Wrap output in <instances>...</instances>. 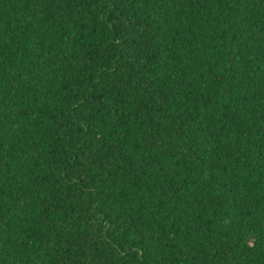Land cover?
Here are the masks:
<instances>
[{
	"label": "trees",
	"instance_id": "1",
	"mask_svg": "<svg viewBox=\"0 0 264 264\" xmlns=\"http://www.w3.org/2000/svg\"><path fill=\"white\" fill-rule=\"evenodd\" d=\"M0 264H264V0H0Z\"/></svg>",
	"mask_w": 264,
	"mask_h": 264
}]
</instances>
